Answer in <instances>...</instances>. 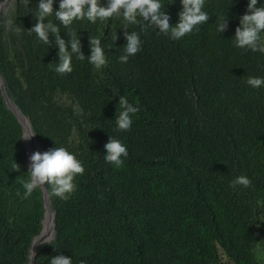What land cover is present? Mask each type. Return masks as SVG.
<instances>
[{
  "label": "trees",
  "instance_id": "obj_1",
  "mask_svg": "<svg viewBox=\"0 0 264 264\" xmlns=\"http://www.w3.org/2000/svg\"><path fill=\"white\" fill-rule=\"evenodd\" d=\"M14 1L21 40L13 60L0 46L5 93L38 142L51 136L85 167L70 199L51 197L53 239L38 245L32 264H50L58 255L73 264H212L220 250L232 264H256L252 241L264 216V87L253 89L246 79L264 78V59L232 40L248 0H206L210 19L177 41L158 29L141 32V51L129 57L128 71L112 63L102 68L103 78L75 56L72 73H55L49 67L58 62L54 35L49 47L27 31L39 0ZM59 3L54 0L55 10ZM162 3L175 25L181 0ZM226 15L228 28L219 33L217 21ZM113 22L73 23L85 56L90 36L101 38L108 62L116 46L124 54V34L114 41ZM54 23L67 42L69 29ZM57 92L70 96L80 113L59 105ZM121 95L141 109L128 132L116 131ZM73 129L78 145L71 148ZM22 135L0 88V264H30L41 232V204L25 224L12 223L7 212V180L21 158ZM109 136L128 149L120 168L104 160ZM241 174L252 185L233 190L230 182Z\"/></svg>",
  "mask_w": 264,
  "mask_h": 264
},
{
  "label": "clouds",
  "instance_id": "obj_2",
  "mask_svg": "<svg viewBox=\"0 0 264 264\" xmlns=\"http://www.w3.org/2000/svg\"><path fill=\"white\" fill-rule=\"evenodd\" d=\"M22 3L28 6L29 0H22ZM259 3L260 0H248L246 13L239 18V26L235 28V35L232 38L234 47L244 51L264 53V35H262L264 6H258ZM53 4L54 0H39L35 10L32 11L36 23L27 31L29 35L34 33L39 41L49 47L53 43L49 34L54 35V43L58 46V62L50 63L49 67L61 76L72 73L73 56L79 61L87 59L97 70L106 67L108 63L99 37H89L90 55L83 54L80 37L75 30H71L75 21L87 19L96 23L97 20L107 21L113 17H122L126 43L124 54L118 57V62L126 64L129 57L141 51V32H146L149 28L158 29L157 35L163 34L177 41L198 31L199 26L210 19L209 13L205 10L206 0H181L182 11L178 14V22L175 25L170 24V16L166 13V4H163L162 0H107L105 6H101L100 0H60L58 10L54 9ZM50 17L54 19H49ZM54 21H59V25L69 29L67 42L61 38V28ZM3 22L17 35L21 33V28L15 26L13 19L8 18ZM228 23L227 15L220 17L217 21V32H225ZM129 25L139 26L140 32L128 31ZM113 39L116 42L118 36H114ZM246 84L253 89H259L264 87V78L249 76ZM118 105L115 118L116 131L128 132L132 128L133 117L141 110L140 106L130 103L125 95L119 97ZM35 135L34 132H26L22 139L30 140ZM104 149L106 150L104 160L108 164L117 168L124 165L128 149L120 139L109 136ZM11 167L12 171L19 172L21 166L14 162ZM84 172L82 161L63 146H56L44 152L35 151L29 156L28 178L21 181L24 193L21 196L18 190L16 194L21 196V199H28L35 190H40L50 197L67 201L77 190L76 177L83 175ZM251 185V179L243 174L230 182L233 190L238 186L249 188ZM100 198H103L102 195ZM43 242L49 243L48 240ZM34 256L35 253L32 251V260ZM50 264H73V261L71 257L58 255L51 258ZM81 264L84 262L81 261Z\"/></svg>",
  "mask_w": 264,
  "mask_h": 264
},
{
  "label": "rangeland",
  "instance_id": "obj_3",
  "mask_svg": "<svg viewBox=\"0 0 264 264\" xmlns=\"http://www.w3.org/2000/svg\"><path fill=\"white\" fill-rule=\"evenodd\" d=\"M3 0L0 1V4ZM11 18L14 21L15 26L20 27V20L16 13V5L14 0H10L9 5L7 8L3 11V13L0 16V46L4 48L5 52L9 56L11 60H13V57L17 54L19 46H20V40H21V33L17 35L14 31L9 29L5 23L4 20ZM123 19L122 17L117 18L114 17V22L110 24V30L111 32L115 30L114 36H118L117 41H120V37L123 36L125 29H123ZM131 25L128 26V28ZM115 41V40H114ZM120 48L116 46L112 50V55L110 56V60L107 63V65H111L112 63L116 66L122 68L124 71H128V68L125 64L118 62V57L120 56ZM262 59H264V53H261ZM102 69L97 70L94 68V74L97 78H103ZM56 102L63 106V107H70L74 110L75 113H80V110L77 106V104L72 100V98L66 94L57 92L55 95ZM24 135H22L23 138ZM40 146L42 148V152L54 148L59 147L57 144V140L53 139L51 136H46L44 144H41L39 141ZM68 146L71 148H74L78 145V133L75 129L71 131V134L68 137ZM21 151L22 155L21 158L18 157L16 163H18L20 167V171H12L11 174L8 177L7 180V191H6V199H7V212L10 217V220L12 223H18V224H25L27 219L37 210H39V206L41 204V209L39 212H41L42 219L40 223V231L42 229V222L44 218L45 208L43 205V193L40 190H35L31 197L28 199H21V196L24 193V189L22 187L21 181L26 180L28 178V166H27V150L24 144V139L21 140ZM19 190L21 193V196H18L16 193ZM39 194V197H38ZM48 201L50 203L51 209H52V198L48 196ZM53 211V210H52ZM259 230L253 235V247H252V253L254 256V260L256 264H264V216H262L261 221L258 225ZM39 231V232H40ZM53 233L50 235V237L47 239L48 242L53 239ZM44 244V242H43ZM42 245V244H41ZM220 250V249H219ZM220 258L213 262L212 264H232L231 261L228 259V257L222 252V250L219 251Z\"/></svg>",
  "mask_w": 264,
  "mask_h": 264
},
{
  "label": "bare ground",
  "instance_id": "obj_4",
  "mask_svg": "<svg viewBox=\"0 0 264 264\" xmlns=\"http://www.w3.org/2000/svg\"><path fill=\"white\" fill-rule=\"evenodd\" d=\"M9 3H10V0H3L1 2L0 16L3 13V11L7 8ZM1 81L2 80L0 79V82ZM6 99H7L8 107L14 110L15 112L19 113L18 108L11 102V100L8 97ZM19 115L24 125V135L26 132H32L28 119L22 114H19ZM24 144L27 150V166L29 168V156L35 151L42 152V148L39 142L37 141V139L35 138V136H33L30 140H24ZM44 201H45V204H44L45 214H44V218L42 222V229H41L40 234L33 239L32 247L30 250V258H31L32 251H34L35 253L36 249H38V245L39 244L41 245V243H43L44 240H47L50 237V235L53 233V213L51 211L48 198H44ZM30 264H32V262H30Z\"/></svg>",
  "mask_w": 264,
  "mask_h": 264
},
{
  "label": "water",
  "instance_id": "obj_5",
  "mask_svg": "<svg viewBox=\"0 0 264 264\" xmlns=\"http://www.w3.org/2000/svg\"><path fill=\"white\" fill-rule=\"evenodd\" d=\"M0 79L2 80L1 82H0V88H1V91H2V94H3V96H4V98H5V102H6V104H7V95H6V93H5V89H4V82H3V79L1 78V76H0ZM7 106H8V104H7ZM9 108V107H8ZM10 109V108H9ZM11 111H12V113L14 114V116L18 119V121L20 122V124L23 126V129H24V125H23V122H22V120H21V117H20V115L19 114H22L20 111H19V109H18V112L19 113H17V112H15L14 110H12V109H10ZM23 115V114H22ZM24 116V115H23ZM43 193V198H48V195H47V193L46 192H42ZM35 257V256H34ZM34 260V259H33ZM33 260H32V263H33Z\"/></svg>",
  "mask_w": 264,
  "mask_h": 264
}]
</instances>
